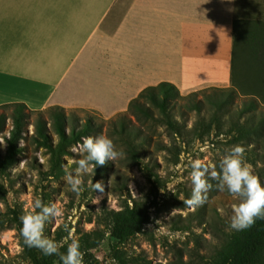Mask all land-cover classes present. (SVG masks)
<instances>
[{
	"label": "rangeland",
	"instance_id": "374dc122",
	"mask_svg": "<svg viewBox=\"0 0 264 264\" xmlns=\"http://www.w3.org/2000/svg\"><path fill=\"white\" fill-rule=\"evenodd\" d=\"M54 35L53 39L58 41L64 38V32H54ZM35 37L29 33V43ZM38 40L41 42L39 46L50 41L45 32ZM57 57L64 62L65 56ZM66 57L65 61L70 56ZM254 74L244 88L258 97H245L243 89H239L240 94L236 92L234 98L222 105L220 101L230 92L209 88L186 93L177 86L179 92L167 104L166 112L147 97L137 96L151 109L150 116L153 117L140 112L137 116L130 103L115 110L79 105H51L42 109L49 121L54 143L60 138L47 111L60 107L68 117V132L88 125V134L82 139L105 134L124 153L104 166L97 165L86 175L79 195L70 190L65 176L74 171L75 161L81 158L73 148L82 139L71 145L62 157V171L53 169V154L40 146L33 136L40 110H32L25 104L32 114L24 127L21 142L24 150L15 162L0 170V264H32L24 252L15 212L21 218L32 210L37 199L44 204L57 203L62 210V215L45 227V235L59 246L70 239L77 240L79 231H106L104 240L93 250L99 259L98 264H216L218 251L237 232L230 228V223L232 205L239 200L227 190L217 191V182L210 180L213 188L208 192L207 202L194 209L185 205L183 202L190 197L193 188L191 161L203 159L219 170L220 160L231 148L242 145L246 149L247 162L264 183V102L260 100L264 99V87H254L253 83L260 82L261 75ZM162 90L161 87L155 92L161 100ZM14 104L0 105V117L7 118L5 129L0 133L3 152L7 148L5 135L9 136L14 126L12 114L17 112ZM168 113L178 120L182 136L175 135L163 121ZM211 122L216 126L211 133L203 139H196V132L206 130L205 125ZM122 127L126 133H131L132 138L133 134L141 137L140 143L136 137L134 140L141 151V161L129 151ZM97 181L103 182V191H95L89 186V182L94 184ZM134 200L152 206L151 223L142 232L134 234L103 223V216L109 209L124 210L128 205L132 206ZM114 243L118 244L119 253L113 251Z\"/></svg>",
	"mask_w": 264,
	"mask_h": 264
},
{
	"label": "crops",
	"instance_id": "0c3cea01",
	"mask_svg": "<svg viewBox=\"0 0 264 264\" xmlns=\"http://www.w3.org/2000/svg\"><path fill=\"white\" fill-rule=\"evenodd\" d=\"M235 65L264 87V0H0V105L115 110L161 82L232 87Z\"/></svg>",
	"mask_w": 264,
	"mask_h": 264
},
{
	"label": "trees",
	"instance_id": "16d2710c",
	"mask_svg": "<svg viewBox=\"0 0 264 264\" xmlns=\"http://www.w3.org/2000/svg\"><path fill=\"white\" fill-rule=\"evenodd\" d=\"M236 68L237 67L235 65L233 69L234 84L232 87L209 88L222 93L230 92L229 96L220 101V105L227 104L232 98H234V96L237 95L236 92H238L239 89H243V96L245 95L242 82L241 84L238 82L239 74ZM161 87L163 88L162 100L155 93L156 90L161 89ZM178 92L179 90L177 86H175L173 83L161 82L158 85L147 87L139 94L138 97H147L154 105L159 106L164 112H166L167 104L172 101L173 97L177 95ZM138 97L130 102V107L133 109V113L137 114L138 116L140 112L141 114H145L148 117H153L150 116L151 109L142 104ZM14 106L16 107L15 110L17 112L12 114L14 126H12V129L10 130L9 136L5 135V140L7 143L6 152H3L0 142V170H3L6 166L15 162L17 157L24 150L21 144L22 140L24 139V127L29 121L30 115L32 114L31 110L23 103H16ZM47 112H49L50 116L53 118L52 124L60 138L59 141L57 143L53 142L54 139L52 138V132L48 125L49 121L45 116V112L42 110L37 112V118L35 120V132L33 136L40 146L50 150V152L53 154V157L51 158L52 168L61 172L63 169L61 164L63 160L62 157L67 154L68 148L71 145L76 144L82 139L83 136L88 134V129H90V127L88 125V129L87 126L82 129H77L76 127L68 132V117L63 108L52 107ZM1 117L0 133L3 132L7 124L6 116ZM163 121L166 122L168 127L174 131L175 135L182 136V131L179 128L180 124L178 120H176L172 115H169V113L166 114ZM205 126L206 130L196 132V139H203L216 127L214 122L208 123ZM122 134L127 135L128 149L133 157H136L139 159V161H141L139 158L141 151L134 143L135 137L139 143L141 141V137L137 134H133L134 138H132L131 133H126L123 127ZM151 207L152 206L145 205L137 200H134L133 205H128L124 210L117 211L115 209H109L107 214H104L103 216V223L121 231H128L138 234L143 231L145 226L151 223ZM15 220L21 235L22 224L17 212H15ZM95 230L96 231L93 232L79 231L77 234V240L80 242L81 251L84 253V264L99 263V259L94 254L93 250L97 248L98 245L104 240L106 237V231L100 229ZM93 234L98 235V237H92ZM21 239L25 255L32 264H62L59 255L46 256L39 249L28 247L24 243L22 235ZM71 241L72 239L60 246V253H66L67 247ZM112 249L114 252H118V244H112ZM216 264H264V219H257L251 227L235 232L230 237L228 242L222 247V249L218 251Z\"/></svg>",
	"mask_w": 264,
	"mask_h": 264
},
{
	"label": "clouds",
	"instance_id": "9594fccd",
	"mask_svg": "<svg viewBox=\"0 0 264 264\" xmlns=\"http://www.w3.org/2000/svg\"><path fill=\"white\" fill-rule=\"evenodd\" d=\"M81 158L75 161L73 172H68L65 182L77 195L83 189L84 177L97 165L104 166L108 161H115L124 155L118 150L113 139L105 134L87 136L78 146H74ZM245 147L234 145L216 165H210L203 159L191 161L190 179L193 185L191 195L183 203L190 208L203 206L208 200V192L213 188L210 180L216 181L219 192H227L236 197L239 203L232 205L230 228L242 231L251 227L257 219H264V183L254 173L253 167L245 157ZM95 191H103L102 181L89 182ZM62 215L57 203L44 204L34 201L31 211L21 216V235L28 247L39 249L44 255H59L62 264H84V253L79 240L73 239L66 253H60L57 242L45 235L46 224Z\"/></svg>",
	"mask_w": 264,
	"mask_h": 264
}]
</instances>
